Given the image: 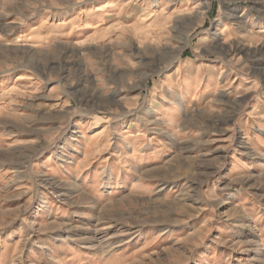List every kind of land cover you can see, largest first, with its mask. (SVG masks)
I'll use <instances>...</instances> for the list:
<instances>
[{"label":"rangeland","instance_id":"obj_1","mask_svg":"<svg viewBox=\"0 0 264 264\" xmlns=\"http://www.w3.org/2000/svg\"><path fill=\"white\" fill-rule=\"evenodd\" d=\"M0 264H264V0H0Z\"/></svg>","mask_w":264,"mask_h":264},{"label":"bare ground","instance_id":"obj_2","mask_svg":"<svg viewBox=\"0 0 264 264\" xmlns=\"http://www.w3.org/2000/svg\"><path fill=\"white\" fill-rule=\"evenodd\" d=\"M205 4H206V7L208 8V7H209V2L206 1ZM235 48H236V47H235ZM237 51L243 53V52H244V47H242V46L237 47ZM255 52H256V51H255ZM23 75H24V74H23ZM19 78H23V76L21 75V76L18 77V79H19Z\"/></svg>","mask_w":264,"mask_h":264}]
</instances>
